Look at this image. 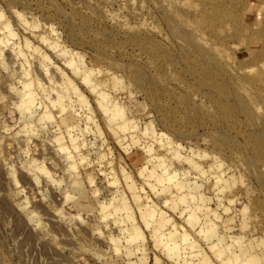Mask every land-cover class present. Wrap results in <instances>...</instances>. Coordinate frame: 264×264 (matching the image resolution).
<instances>
[{
  "label": "rangeland",
  "instance_id": "rangeland-1",
  "mask_svg": "<svg viewBox=\"0 0 264 264\" xmlns=\"http://www.w3.org/2000/svg\"><path fill=\"white\" fill-rule=\"evenodd\" d=\"M0 264H264V0H0Z\"/></svg>",
  "mask_w": 264,
  "mask_h": 264
},
{
  "label": "crops",
  "instance_id": "crops-1",
  "mask_svg": "<svg viewBox=\"0 0 264 264\" xmlns=\"http://www.w3.org/2000/svg\"><path fill=\"white\" fill-rule=\"evenodd\" d=\"M175 249H176V248H175ZM175 249H174V250H175Z\"/></svg>",
  "mask_w": 264,
  "mask_h": 264
}]
</instances>
